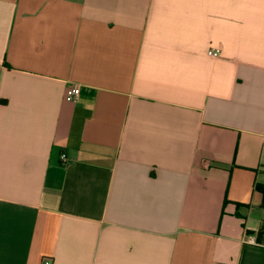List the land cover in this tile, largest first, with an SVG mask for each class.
I'll use <instances>...</instances> for the list:
<instances>
[{
    "label": "crops",
    "instance_id": "1",
    "mask_svg": "<svg viewBox=\"0 0 264 264\" xmlns=\"http://www.w3.org/2000/svg\"><path fill=\"white\" fill-rule=\"evenodd\" d=\"M45 261L264 264V0H0V264Z\"/></svg>",
    "mask_w": 264,
    "mask_h": 264
},
{
    "label": "built area",
    "instance_id": "2",
    "mask_svg": "<svg viewBox=\"0 0 264 264\" xmlns=\"http://www.w3.org/2000/svg\"><path fill=\"white\" fill-rule=\"evenodd\" d=\"M208 55L210 57L217 58L221 56V51L219 49H210L208 51ZM80 92L81 90H80V87L78 86L69 88L66 93V100L69 102H76L80 97ZM62 159L64 162L67 161V158L65 155L62 156ZM44 264H51V263L50 261H45Z\"/></svg>",
    "mask_w": 264,
    "mask_h": 264
}]
</instances>
